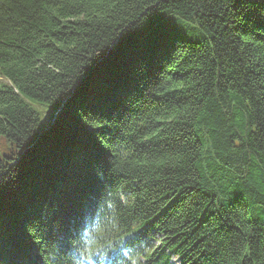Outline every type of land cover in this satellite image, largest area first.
<instances>
[{"label":"trees","instance_id":"16d2710c","mask_svg":"<svg viewBox=\"0 0 264 264\" xmlns=\"http://www.w3.org/2000/svg\"><path fill=\"white\" fill-rule=\"evenodd\" d=\"M0 136V264H264V0H0Z\"/></svg>","mask_w":264,"mask_h":264},{"label":"rangeland","instance_id":"374dc122","mask_svg":"<svg viewBox=\"0 0 264 264\" xmlns=\"http://www.w3.org/2000/svg\"><path fill=\"white\" fill-rule=\"evenodd\" d=\"M28 104L33 108V110H37L38 105H37L36 103L31 102V101H28ZM59 110H60V109H59ZM59 110H58V111H59ZM42 116H43V114H42ZM43 118H44V119H47L46 114H44ZM43 118H42V120H43ZM11 152H12V149H11V148L8 146V144L4 141L3 137L0 136V157H1V158L9 157V156L12 155ZM172 263H173V264H178L177 261H176V259H173V260H172Z\"/></svg>","mask_w":264,"mask_h":264},{"label":"clouds","instance_id":"9594fccd","mask_svg":"<svg viewBox=\"0 0 264 264\" xmlns=\"http://www.w3.org/2000/svg\"><path fill=\"white\" fill-rule=\"evenodd\" d=\"M95 247H98V245H95L93 248H90L89 251H94L95 250Z\"/></svg>","mask_w":264,"mask_h":264},{"label":"water","instance_id":"95a60500","mask_svg":"<svg viewBox=\"0 0 264 264\" xmlns=\"http://www.w3.org/2000/svg\"><path fill=\"white\" fill-rule=\"evenodd\" d=\"M60 111V110H59ZM59 111H57V113L54 115V117H56L57 116V114L59 113ZM52 125V124H51Z\"/></svg>","mask_w":264,"mask_h":264}]
</instances>
